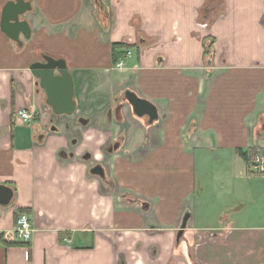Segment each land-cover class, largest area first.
Instances as JSON below:
<instances>
[{
    "label": "crops",
    "instance_id": "obj_1",
    "mask_svg": "<svg viewBox=\"0 0 264 264\" xmlns=\"http://www.w3.org/2000/svg\"><path fill=\"white\" fill-rule=\"evenodd\" d=\"M27 1L32 39L0 29V264H264V177L240 153L264 151V0ZM114 43L137 49L114 65ZM44 55L67 62L73 116L31 72Z\"/></svg>",
    "mask_w": 264,
    "mask_h": 264
},
{
    "label": "water",
    "instance_id": "obj_2",
    "mask_svg": "<svg viewBox=\"0 0 264 264\" xmlns=\"http://www.w3.org/2000/svg\"><path fill=\"white\" fill-rule=\"evenodd\" d=\"M33 9L32 2L27 0H10L2 9L0 29L20 46L23 45V40L32 39L33 30L25 17ZM43 60L44 62L33 63L30 69L39 80L40 87L46 92L48 105L57 116H73L76 112L74 80L66 60L49 55H44ZM125 96L136 116H147L150 123L159 118L157 107L150 101L131 91L126 92ZM94 172L101 174L102 170L97 167ZM13 200L14 190L5 184H0V206L9 207Z\"/></svg>",
    "mask_w": 264,
    "mask_h": 264
},
{
    "label": "built area",
    "instance_id": "obj_3",
    "mask_svg": "<svg viewBox=\"0 0 264 264\" xmlns=\"http://www.w3.org/2000/svg\"><path fill=\"white\" fill-rule=\"evenodd\" d=\"M131 55V52H129ZM21 120L25 122V124L31 126L35 120V116L27 110H21L18 113ZM256 154L247 161V165L251 175L264 177V151L263 150H255ZM16 237L19 241H21L25 246V258L29 260L30 258V248L29 245L31 243L32 238V226L31 220L27 213H21L19 215V219L17 221V225L15 228Z\"/></svg>",
    "mask_w": 264,
    "mask_h": 264
},
{
    "label": "trees",
    "instance_id": "obj_4",
    "mask_svg": "<svg viewBox=\"0 0 264 264\" xmlns=\"http://www.w3.org/2000/svg\"><path fill=\"white\" fill-rule=\"evenodd\" d=\"M128 49H137L136 45H127V44H116L114 43L112 45V51H113V64L116 65L119 61V58L122 56H126L127 55V51ZM242 157L246 160L249 161L250 158H252L255 154L256 151L255 149H250L247 153L244 152H240ZM28 209H22L18 212V215H20L21 213H27ZM19 219V216L17 218V221ZM68 233H64V234H60V236L62 237L63 235H66ZM63 238V237H62ZM61 238V240H62ZM14 245H21L20 243H14ZM24 245V244H23Z\"/></svg>",
    "mask_w": 264,
    "mask_h": 264
},
{
    "label": "rangeland",
    "instance_id": "obj_5",
    "mask_svg": "<svg viewBox=\"0 0 264 264\" xmlns=\"http://www.w3.org/2000/svg\"><path fill=\"white\" fill-rule=\"evenodd\" d=\"M4 2H5V1H2V2H1V0H0V9H1L2 5L4 4Z\"/></svg>",
    "mask_w": 264,
    "mask_h": 264
},
{
    "label": "flooded vegetation",
    "instance_id": "obj_6",
    "mask_svg": "<svg viewBox=\"0 0 264 264\" xmlns=\"http://www.w3.org/2000/svg\"><path fill=\"white\" fill-rule=\"evenodd\" d=\"M40 61H41V62H44V60H43V58H42V57H41Z\"/></svg>",
    "mask_w": 264,
    "mask_h": 264
}]
</instances>
